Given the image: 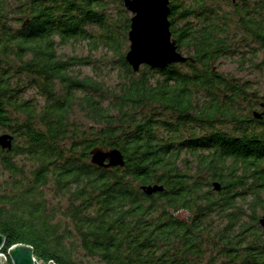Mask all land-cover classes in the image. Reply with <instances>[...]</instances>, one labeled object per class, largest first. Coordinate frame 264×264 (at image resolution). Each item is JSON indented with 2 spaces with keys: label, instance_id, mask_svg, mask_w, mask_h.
I'll return each mask as SVG.
<instances>
[{
  "label": "trees",
  "instance_id": "16d2710c",
  "mask_svg": "<svg viewBox=\"0 0 264 264\" xmlns=\"http://www.w3.org/2000/svg\"><path fill=\"white\" fill-rule=\"evenodd\" d=\"M111 1L0 0V133L14 136L11 150L0 148L7 264L17 243L54 264H264V108L255 117L248 81L213 65L249 42L264 50V0L229 11L169 0L171 36L194 62L137 72L122 49L130 16L117 0L113 20ZM73 39L116 53L115 88L73 73L92 64L57 52ZM26 87L42 101L24 98ZM95 146L119 149L124 166L92 164ZM154 184L163 189L142 190Z\"/></svg>",
  "mask_w": 264,
  "mask_h": 264
},
{
  "label": "water",
  "instance_id": "95a60500",
  "mask_svg": "<svg viewBox=\"0 0 264 264\" xmlns=\"http://www.w3.org/2000/svg\"><path fill=\"white\" fill-rule=\"evenodd\" d=\"M123 5L131 14L127 32L129 45L124 60L134 72H137L141 65L164 68L185 61L194 62L190 56L177 50L175 39L171 36L169 0H123ZM253 114L255 117L261 116L256 111ZM13 139L12 133H0V148L11 150ZM89 153L91 163L98 167H123L125 164L123 155L117 148L95 146ZM213 186L216 190L219 189L217 182H213ZM162 189L163 187L157 184L142 186L146 194ZM259 223L264 230V215L259 219ZM4 245L5 238L0 234V264H7L5 255L1 253ZM7 254L12 264H54L52 260L45 263L34 256L32 247L26 244H13Z\"/></svg>",
  "mask_w": 264,
  "mask_h": 264
},
{
  "label": "rangeland",
  "instance_id": "374dc122",
  "mask_svg": "<svg viewBox=\"0 0 264 264\" xmlns=\"http://www.w3.org/2000/svg\"><path fill=\"white\" fill-rule=\"evenodd\" d=\"M212 1L214 5L218 6V9L221 11H229L231 9L232 2L231 0H209ZM239 1V0H237ZM14 0H9V3L13 5ZM118 1L112 0L109 5L110 16L115 20V16L118 15ZM127 12V15H131L129 11L122 6ZM14 9H12L13 12ZM19 15H16L18 17ZM22 16V15H21ZM20 16V17H21ZM20 22H13L14 26H18ZM233 23H230V33L237 36L242 35V31L239 27H233ZM90 30V29H89ZM92 31L97 30V26L91 27ZM129 41L126 39L125 45L122 46L123 53L128 49ZM250 46L253 48L251 49ZM57 52L62 55H77V56H89L92 60L91 65L87 66H77L73 69V73L78 74L79 76H89L96 80L103 81V83L108 86L115 88L116 84L119 82L122 75V71L117 63V55L110 49L104 46H98L93 48V44L88 39H73L64 45L57 46ZM183 54H186L184 49L181 50ZM215 69L218 72H221L226 77H232L234 79H239L242 81H248L249 83V100L252 108L250 111L262 113L264 108V50L257 48L255 42H249L248 45L238 46V49L232 54L220 57L213 63ZM143 65L140 66V68ZM9 94V92H8ZM24 98H35L37 101L41 102L42 98L35 92L32 88H25L22 92ZM77 120L84 121L82 116L78 114ZM4 132H9V130L4 129ZM14 142V139H13ZM246 191L243 194V197L238 198L242 209H244L243 219L247 220L248 215L250 214L247 203L251 200V194L248 193L247 188L242 189ZM237 201V202H238ZM63 204V202H62ZM61 207V202L59 203ZM182 218L189 216L188 212L182 211L179 212ZM251 215V214H250ZM264 215L263 210H257L256 217L257 221ZM215 228H219L224 225V219L212 215V222ZM260 227L262 226L259 224ZM209 253H206L204 256V263L206 258L209 256Z\"/></svg>",
  "mask_w": 264,
  "mask_h": 264
},
{
  "label": "built area",
  "instance_id": "2783aa9c",
  "mask_svg": "<svg viewBox=\"0 0 264 264\" xmlns=\"http://www.w3.org/2000/svg\"><path fill=\"white\" fill-rule=\"evenodd\" d=\"M2 253V252H1ZM5 258H6V256H5Z\"/></svg>",
  "mask_w": 264,
  "mask_h": 264
}]
</instances>
